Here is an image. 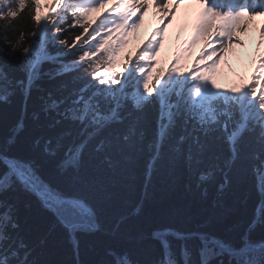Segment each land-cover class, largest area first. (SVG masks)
I'll return each mask as SVG.
<instances>
[{"label":"snow or ice","instance_id":"snow-or-ice-1","mask_svg":"<svg viewBox=\"0 0 264 264\" xmlns=\"http://www.w3.org/2000/svg\"><path fill=\"white\" fill-rule=\"evenodd\" d=\"M183 3L185 0H151L158 12L163 11L158 23H164L165 16L171 23ZM194 3L199 11L185 51L197 38L204 39V47L187 71L180 67L181 56L176 54L167 70L153 76L146 67L155 66L150 62L163 45L164 28L154 29L146 43L125 57L123 65L115 60L118 49L126 45L124 37L129 30L139 28L149 0H119L113 8L120 13L118 18L109 15L88 23L84 19L91 12L108 9L109 0H48L43 6L41 0H0V21L4 22L0 24V57H15L23 73L22 79L13 80L0 63V103L19 91L24 98L22 112L26 113L27 101L34 89L41 91L38 81L43 77H71L58 87L59 96L51 91L41 95L39 110L32 113L34 121L42 115L47 129L54 133L33 141L42 156L55 161L50 178L41 174L34 159L8 154L7 148L24 129L23 115L6 146L0 145V264H38L29 259L34 248L21 234L15 205L4 197L17 187L33 196L65 231L77 261V234L104 229V209L98 206L95 194L105 193V202L110 200L107 188L139 159L144 160L145 188L158 170L171 176L182 165L196 188L215 182L217 191L222 192L232 173L251 158L258 161L252 172L264 197V56L249 84L222 89L214 79L222 54L233 45L243 47L237 33L246 32L256 18L264 20V0ZM42 7L48 11L42 12ZM26 8L36 25L27 41L20 27ZM65 23L68 27L79 25L83 32L69 33L61 28ZM113 31L120 33L115 40ZM259 31L264 37V24ZM105 32L108 35L97 40ZM70 35L74 36L71 44ZM105 56V63L113 69L110 73L96 70ZM45 64L55 67L45 70ZM203 192L207 194L206 187ZM141 207L136 203L115 212L106 231L120 234L127 221L140 214ZM258 223H264L262 202L257 203L253 220L238 241L200 229L154 228L148 239L159 244L160 257L153 264H264V238H250ZM106 255L111 260L101 264H141L127 250L110 248Z\"/></svg>","mask_w":264,"mask_h":264},{"label":"trees","instance_id":"trees-1","mask_svg":"<svg viewBox=\"0 0 264 264\" xmlns=\"http://www.w3.org/2000/svg\"><path fill=\"white\" fill-rule=\"evenodd\" d=\"M28 2L31 3V0ZM21 16L25 17L20 22V27L24 29L27 41L28 33L34 30L36 25L31 21L27 8ZM2 23L4 22L0 21V24ZM61 28L69 33L83 30L79 25L68 27L66 23L61 24ZM68 39L71 44L74 36L70 35ZM0 63L13 80L23 78L15 57H0ZM51 67L55 66L49 64L43 66L45 70ZM102 68L101 59L100 68L96 70L101 72ZM70 78L69 75L53 80L43 77L38 81L41 91L34 89L27 101L26 113L22 112L24 98L19 91L6 103H0V145L6 146L15 124L23 115L24 129L16 137L15 143L7 148L8 154L25 160L34 159L45 178L52 176L55 161L42 156L39 149L34 147L33 141L39 135L54 133L49 132L46 127L47 121L42 115L39 121H34L32 113L39 110L41 95L51 91L59 96L58 87L68 82ZM254 163L258 161L249 158L239 171L232 173L230 184L219 192L215 182L196 188L195 182L188 180L182 165L177 168L175 175L171 176L163 169L158 170L145 188L144 160H137L129 166L128 173L116 177L115 183L107 188L110 200L105 202V193L95 194L98 206L104 209L101 212L104 229L94 234H77L79 261L73 254L72 245L68 242L65 231L55 224L52 215L43 210L33 196L14 189L5 193L4 197L15 205L21 221V234L29 247L34 248L29 259H35L38 264H101L102 261L111 260V257L106 255L110 248L129 251L132 258L141 261V264H153L160 257L159 244L148 239L154 228L173 226L180 229H200L225 239L238 241L252 222L257 203H264V197L258 192L257 180L252 172ZM204 187L207 188V194L203 192ZM136 203L142 204L140 214L131 217L120 234L110 235L106 228L113 214ZM250 238L252 240L264 238V223L255 226ZM176 243L173 241L174 245Z\"/></svg>","mask_w":264,"mask_h":264},{"label":"rangeland","instance_id":"rangeland-1","mask_svg":"<svg viewBox=\"0 0 264 264\" xmlns=\"http://www.w3.org/2000/svg\"><path fill=\"white\" fill-rule=\"evenodd\" d=\"M46 2H48V0H41L42 6ZM45 9L46 8L42 7V12ZM97 14H98V11H94V12H91L88 15V17L91 18L92 16L97 15ZM92 27H95V24L92 25ZM144 28H143V30H144ZM90 30H92V29L90 28ZM128 37H131V40L130 41H126V45L124 46V49L119 51V52H117V55L115 57L116 62H120V59H122L126 53H129V55L132 53L131 52L132 49H129V51H128L127 48L130 46V44H132L134 46L137 43H139V41L142 38V34H140V29H139L138 35H132L131 33H128ZM225 68L226 69L219 68L216 71V74H215V77H214L215 82L216 83H224L226 80H229L233 76L234 78H237L239 80V83H240L241 77H242V73H243V70H244V64H238V65L234 66V68H232L231 70H230V68H228L226 66H225Z\"/></svg>","mask_w":264,"mask_h":264},{"label":"bare ground","instance_id":"bare-ground-1","mask_svg":"<svg viewBox=\"0 0 264 264\" xmlns=\"http://www.w3.org/2000/svg\"><path fill=\"white\" fill-rule=\"evenodd\" d=\"M133 2L134 3H136V0H133ZM181 6L183 7V8H187L188 6L187 5H185V3H183V4H181L178 8H176V11H175V15H174V17L175 18H177V16H182L183 14H184V10H179L180 8H181ZM157 8V7H156ZM143 11V10H142ZM160 13H162V15H163V11H160ZM140 14V13H139ZM145 14H146V12H144L143 13V17L145 16ZM160 17V15H159V12H158V10L156 9V11H155V19H156V21H157V19ZM249 25V24H248ZM138 31V28L136 29V31L135 32H137ZM135 32H132V33H135ZM119 35H113V39H116L117 37H118ZM16 190H19V191H22V190H20L18 187L16 188Z\"/></svg>","mask_w":264,"mask_h":264}]
</instances>
